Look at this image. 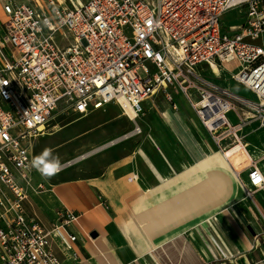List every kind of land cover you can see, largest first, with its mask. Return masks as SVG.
I'll return each instance as SVG.
<instances>
[{
  "label": "built area",
  "instance_id": "obj_1",
  "mask_svg": "<svg viewBox=\"0 0 264 264\" xmlns=\"http://www.w3.org/2000/svg\"><path fill=\"white\" fill-rule=\"evenodd\" d=\"M232 11L244 21L223 29ZM0 12V264H62L54 241L74 257L68 229L77 214L59 209L46 230L24 209L47 190L34 181L33 144L64 113L113 103L134 121L158 101L178 110L181 96L239 174L226 152L248 150L243 129L264 124V0H0ZM213 67L254 100L208 79ZM239 170L247 172L240 190L253 201L264 172L252 158Z\"/></svg>",
  "mask_w": 264,
  "mask_h": 264
},
{
  "label": "crops",
  "instance_id": "obj_2",
  "mask_svg": "<svg viewBox=\"0 0 264 264\" xmlns=\"http://www.w3.org/2000/svg\"><path fill=\"white\" fill-rule=\"evenodd\" d=\"M239 14L242 24L244 14ZM235 19L233 18V20ZM222 26L225 29L238 25L234 23L227 25L222 22ZM209 75L212 76L211 79L209 78L210 80L231 90L228 83L222 79L225 78L233 82L227 71L217 70L214 73L207 71L205 76L208 78ZM251 96L253 97V95ZM175 100L178 104L176 111L171 110L165 102L158 101L156 108L146 106L144 115L164 105L168 109L164 112L165 120L175 136L176 131L169 123L168 118L173 119L178 127L184 126L187 131L185 133L188 136L191 135V141L200 154L218 152L217 147L199 124L186 101L178 95L175 96ZM182 109L187 111V116L183 115ZM228 118L231 122H236L232 113L228 114ZM246 128L243 129V132ZM261 131L264 132V129ZM177 140L193 164V154L178 137ZM260 144L264 146V142ZM248 151L250 153L249 145ZM137 159H139L137 154L133 153L107 165L99 177L62 180L48 185L46 191L31 195L24 202L27 217L38 219L46 230L54 223L55 213L59 209H68L79 216L76 223L68 229L77 237L72 246L71 253L74 255V257L71 255L72 259H69V256L58 248L57 242L54 241L50 244L55 257L62 264H167V260L162 256L160 250L157 252L158 257L150 256L148 253L150 258H145L143 256L146 254L145 244L147 243L145 240L132 232L127 236L123 228L124 223L133 217L131 207L139 195V189L157 187L165 178H168L165 177L162 170L154 168L148 159L144 158L142 167ZM252 159L255 161L253 156ZM139 161H143V159H139ZM163 168L167 170L169 177L173 172L179 173L167 162L163 163ZM228 168L238 178V192L233 200L224 204L220 211L214 213L210 223L209 220L199 222L160 243L161 245L184 244L185 250L177 260L178 263L264 264V187L255 192L253 201L245 199L244 196L239 198V178L246 180L247 172L240 171L238 167H235L239 171L238 174L230 166ZM130 175H137L138 186L127 181ZM161 245L157 247L159 248Z\"/></svg>",
  "mask_w": 264,
  "mask_h": 264
},
{
  "label": "rangeland",
  "instance_id": "obj_3",
  "mask_svg": "<svg viewBox=\"0 0 264 264\" xmlns=\"http://www.w3.org/2000/svg\"><path fill=\"white\" fill-rule=\"evenodd\" d=\"M239 15L237 11H232L223 17L222 22L227 23V25L229 23L241 25V17ZM233 18L236 19L233 20ZM4 21L5 18L1 14L0 24ZM209 78L211 79L212 76L209 75ZM222 79L228 83L234 93L248 100H254L240 85L228 79ZM165 110L168 109L162 105L161 108L153 112L138 116L134 121H130L123 116L119 107L113 103L94 109L86 115L72 112L62 114L46 127L44 135L37 138L34 142L33 158L42 153L44 149H51L54 156L59 157L63 170L48 179L42 177L34 169V181L42 182L48 187V185H53L62 180L99 177L107 165L133 153H136L139 159H143V161L137 159L141 167L144 166V158H146L154 168L162 170L165 177H169V174L166 172L167 170H164L163 163L171 164L175 171L180 172L191 165L192 160L167 124L164 117ZM181 112L184 116H187V111L182 109ZM134 123L141 130L139 134H134L129 139L103 148L109 142L133 132ZM259 126L258 122L253 123L243 133ZM260 141L264 142V132L262 131L252 134L248 139V145L250 154L259 167L264 170V149L259 148L262 146ZM84 155L88 156L79 160ZM241 157L242 164H244L245 157L243 155ZM68 163L70 165H67ZM176 173L178 172H173L172 175ZM127 181L133 183L131 175ZM243 196L244 194L239 190V198ZM205 224L207 225L208 223ZM184 247V244H163L159 248L149 251V255L158 257L157 252L160 250L162 256L166 258L167 264H180L177 260L182 256L181 253L184 252ZM149 255L145 254L144 257L150 258Z\"/></svg>",
  "mask_w": 264,
  "mask_h": 264
},
{
  "label": "bare ground",
  "instance_id": "obj_4",
  "mask_svg": "<svg viewBox=\"0 0 264 264\" xmlns=\"http://www.w3.org/2000/svg\"><path fill=\"white\" fill-rule=\"evenodd\" d=\"M224 65L230 70L236 62H225ZM213 68L217 72V69ZM125 111L130 119L135 118L130 108L125 107ZM168 120L178 139L193 154L194 162L181 172L165 178L157 187L139 189V195L137 194L132 206L133 217L124 223L123 228L127 236L132 232L145 240L146 254L161 245L160 243L199 222L209 220L210 223L213 220L212 215L220 211L224 204L232 201L238 191V178L228 168L224 156L219 152L200 154L191 141V135L185 133L187 131L184 126L178 127L173 119ZM262 129L264 124L244 133V140L248 141L252 134H257ZM133 135V132L127 133L103 148L129 139ZM261 148L264 149V146ZM88 155L78 158L81 160ZM241 155L245 157L244 164L252 158L249 151L243 150L241 146L233 147L226 152V156L238 169L242 165ZM131 181L138 186L137 175H131Z\"/></svg>",
  "mask_w": 264,
  "mask_h": 264
},
{
  "label": "clouds",
  "instance_id": "obj_5",
  "mask_svg": "<svg viewBox=\"0 0 264 264\" xmlns=\"http://www.w3.org/2000/svg\"><path fill=\"white\" fill-rule=\"evenodd\" d=\"M31 166L44 178H52L63 170L59 157L54 156L51 149H44L42 153L34 157Z\"/></svg>",
  "mask_w": 264,
  "mask_h": 264
}]
</instances>
